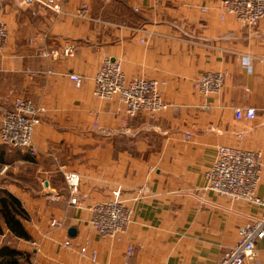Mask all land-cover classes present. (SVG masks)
Instances as JSON below:
<instances>
[{"label":"crops","instance_id":"0c3cea01","mask_svg":"<svg viewBox=\"0 0 264 264\" xmlns=\"http://www.w3.org/2000/svg\"><path fill=\"white\" fill-rule=\"evenodd\" d=\"M82 4L85 19L76 16ZM0 21L8 33L0 106L23 98L45 109L33 134L37 154L18 149L5 185L29 216L22 224L30 240L19 239L18 247L30 264H89L93 250L99 264H123L127 248L130 264L221 260L257 209L201 189L216 148L229 146L260 152L257 196L264 200V20L246 28L223 13L219 0H66L60 15L0 0ZM66 43L75 46L71 57L44 56ZM106 58L120 62L127 81L165 83L160 92L169 108L129 120L118 99H97L93 77ZM206 72L226 75L222 92L195 91V79ZM68 74L82 76V87ZM239 108L256 115L237 120ZM62 171L80 176L78 205L69 204ZM116 193L134 219L119 239H101L89 208ZM52 219L61 226L51 227ZM67 239L71 250L62 247ZM255 253V264H264V240Z\"/></svg>","mask_w":264,"mask_h":264},{"label":"built area","instance_id":"2783aa9c","mask_svg":"<svg viewBox=\"0 0 264 264\" xmlns=\"http://www.w3.org/2000/svg\"><path fill=\"white\" fill-rule=\"evenodd\" d=\"M113 2L114 0H104ZM224 14L232 15L246 28H253L264 20V0H219ZM66 0H22V4L29 6L37 4L54 14L60 15ZM137 12V8L134 9ZM78 18L88 17V6L82 4L77 11ZM7 27L0 21V52L7 40ZM75 52V46L70 43L64 46L46 51L44 56L52 60L60 57H71ZM244 66L250 69V59L244 58ZM225 74L222 72L203 73L193 84L195 91L203 97L217 95L222 92L225 83ZM69 80L76 86L82 87L83 77L76 74H68ZM165 83L143 78L126 80L119 61L106 58L99 71L93 77V95L100 100L110 101L114 98L123 104L126 119H131L138 114H146L153 117L169 108L162 100L160 87ZM45 109L40 105L17 98L13 107L0 106V143L1 145L21 149L34 156L38 150L33 143V134L40 124ZM237 120H251L255 117L252 108H239L234 112ZM94 127H97L94 125ZM186 138H189L187 135ZM263 162L260 152L246 151L229 146H218L215 157L209 169L205 173L203 193H214L228 198L230 201H243L257 209V212L247 218V223L238 229V238L235 245L225 252L221 260L215 264H255L256 245L264 240V200L257 196V188L260 181ZM69 195V204L78 205L80 176L74 172L62 171ZM56 199L57 196H52ZM89 224L96 235L101 239H119L127 231L133 221L132 208L120 200L119 194H114L112 200L93 204L89 208ZM50 226L59 228L61 223L52 219ZM35 249L39 244L32 243ZM62 247L73 249L71 239L63 242ZM82 255L87 254L86 247L80 248ZM132 255V249L127 248L126 260L123 264H130L128 258ZM89 264H99L97 253L93 250L87 254Z\"/></svg>","mask_w":264,"mask_h":264},{"label":"trees","instance_id":"16d2710c","mask_svg":"<svg viewBox=\"0 0 264 264\" xmlns=\"http://www.w3.org/2000/svg\"><path fill=\"white\" fill-rule=\"evenodd\" d=\"M2 156L3 152H0V157ZM4 195V198H0V218L4 225L16 238L25 241L30 240V236L27 234L22 224V220H26L28 214L23 211L18 199L7 192H4ZM21 255V253L14 249L0 247V264H19Z\"/></svg>","mask_w":264,"mask_h":264},{"label":"rangeland","instance_id":"374dc122","mask_svg":"<svg viewBox=\"0 0 264 264\" xmlns=\"http://www.w3.org/2000/svg\"><path fill=\"white\" fill-rule=\"evenodd\" d=\"M0 152H3V156L0 157V198H4V192H7L5 189V185L10 180V174L12 172V167L14 166L12 164V160L14 157L17 156L19 150L16 148L14 149L11 147H5L3 145H0ZM28 220L29 216L26 220H22V222H28ZM21 240L22 239H20V241ZM20 241L18 238H16L9 232L7 227L4 225L2 219L0 218V247H8L21 253L22 255L19 258V264H30L29 255L23 252L18 247Z\"/></svg>","mask_w":264,"mask_h":264},{"label":"water","instance_id":"95a60500","mask_svg":"<svg viewBox=\"0 0 264 264\" xmlns=\"http://www.w3.org/2000/svg\"><path fill=\"white\" fill-rule=\"evenodd\" d=\"M68 235L70 236V237H74L75 235H76V230L75 229H73V228H70L69 230H68Z\"/></svg>","mask_w":264,"mask_h":264}]
</instances>
